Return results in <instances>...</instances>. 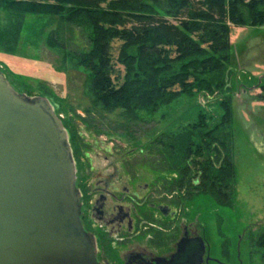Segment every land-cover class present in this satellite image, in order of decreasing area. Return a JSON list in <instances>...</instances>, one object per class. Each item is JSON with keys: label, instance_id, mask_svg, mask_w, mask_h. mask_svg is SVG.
<instances>
[{"label": "rangeland", "instance_id": "obj_1", "mask_svg": "<svg viewBox=\"0 0 264 264\" xmlns=\"http://www.w3.org/2000/svg\"><path fill=\"white\" fill-rule=\"evenodd\" d=\"M18 1L25 0H0V72L17 93L49 102L68 135L76 180L75 157L83 147L89 166L107 165L111 156L132 149L129 158L133 163L149 165L151 159L157 163L165 151L163 143L189 129L195 142H200L195 136L222 140L229 134L227 146L235 172L230 207L219 206L206 195L191 196L193 191L186 192L185 187L176 188L181 176L174 179L172 168L166 169L165 193L174 196L179 191L176 204L201 229L208 242V257L214 262L210 264H264V96L260 97L264 25L228 23L229 50L223 68L207 74L189 70L190 88L182 92L175 87L176 98L149 112L134 101L121 107L104 104L91 92V71L78 62L90 53L93 39V19L85 17L84 11L70 18L65 11L55 13L51 6L56 0H30L43 13L19 14L11 8ZM87 1L91 9H105L116 0ZM133 54V48L111 42L110 74L116 86L125 82L126 63ZM191 60L177 61L175 71L188 70L182 67ZM71 139L80 142L77 151ZM176 164L174 158L172 165Z\"/></svg>", "mask_w": 264, "mask_h": 264}, {"label": "trees", "instance_id": "obj_2", "mask_svg": "<svg viewBox=\"0 0 264 264\" xmlns=\"http://www.w3.org/2000/svg\"><path fill=\"white\" fill-rule=\"evenodd\" d=\"M29 1H18L11 6L12 11L43 13ZM85 1L56 0L51 7L55 13L65 11L70 18L84 11L85 17L93 19L91 51L78 59L91 71V92L104 104L121 107L134 101L149 112L176 98L179 92L173 91L175 87L182 92L190 88L189 70L207 74L223 68L229 50L228 23L264 25V0H116L105 9H91L90 2ZM114 40L120 41L123 48L134 49L126 63V80L119 86L110 74L109 50ZM185 58L192 59L182 67L188 70L175 71L174 64ZM200 83L208 85L207 81ZM261 93L262 98L264 86ZM226 111L229 119L230 109L226 107ZM192 135L189 129L173 136L163 143L165 151L159 154L164 164L175 167L181 176L175 187H185L186 192L193 191L191 196L206 195L217 205L230 207L235 176L231 148L227 146L231 136H222V140L217 136H195L200 139L195 142ZM71 140L77 151L80 142ZM174 158L178 159L176 165H172Z\"/></svg>", "mask_w": 264, "mask_h": 264}, {"label": "water", "instance_id": "obj_3", "mask_svg": "<svg viewBox=\"0 0 264 264\" xmlns=\"http://www.w3.org/2000/svg\"><path fill=\"white\" fill-rule=\"evenodd\" d=\"M68 135L45 98L0 72V264H97Z\"/></svg>", "mask_w": 264, "mask_h": 264}, {"label": "flooded vegetation", "instance_id": "obj_4", "mask_svg": "<svg viewBox=\"0 0 264 264\" xmlns=\"http://www.w3.org/2000/svg\"><path fill=\"white\" fill-rule=\"evenodd\" d=\"M83 149L75 157L80 222L93 238L97 264L214 263L201 229L176 204L179 191L165 193L166 169L171 167L163 157L135 164L129 158L132 149L111 156L107 165L89 166Z\"/></svg>", "mask_w": 264, "mask_h": 264}]
</instances>
